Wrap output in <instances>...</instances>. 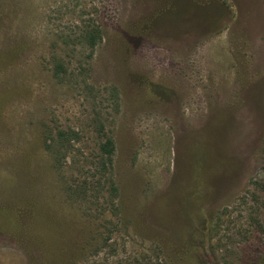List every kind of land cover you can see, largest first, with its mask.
I'll return each mask as SVG.
<instances>
[{"label": "rangeland", "instance_id": "obj_1", "mask_svg": "<svg viewBox=\"0 0 264 264\" xmlns=\"http://www.w3.org/2000/svg\"><path fill=\"white\" fill-rule=\"evenodd\" d=\"M149 259L264 264V0H0V264Z\"/></svg>", "mask_w": 264, "mask_h": 264}, {"label": "trees", "instance_id": "obj_2", "mask_svg": "<svg viewBox=\"0 0 264 264\" xmlns=\"http://www.w3.org/2000/svg\"><path fill=\"white\" fill-rule=\"evenodd\" d=\"M85 41L88 46L94 47L100 39V31L97 28H92L84 34ZM53 77L57 80H62L66 75V70L63 69V64L56 59L54 62ZM112 95L117 97L116 90L113 89ZM93 125L96 132L101 136L102 140L98 143V163L96 169L99 172H103L105 175L109 173L112 166V157L115 151V142L111 135L105 131V124L103 120L98 116L93 119ZM79 133L73 129L64 128H46L43 132L44 149L55 160L57 166L61 164L63 156V150L70 148L73 142L79 139ZM62 157V158H61ZM109 188L111 192L117 191L115 184L110 180ZM110 192V191H109ZM110 192V193H111ZM144 261V260H143ZM141 264H156L150 259L142 262Z\"/></svg>", "mask_w": 264, "mask_h": 264}]
</instances>
